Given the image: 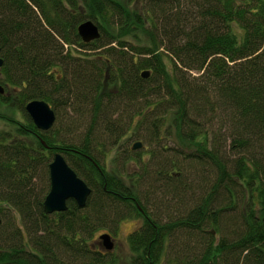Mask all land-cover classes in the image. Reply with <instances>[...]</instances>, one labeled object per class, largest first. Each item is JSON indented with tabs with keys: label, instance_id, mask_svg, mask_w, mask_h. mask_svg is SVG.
I'll use <instances>...</instances> for the list:
<instances>
[{
	"label": "trees",
	"instance_id": "obj_1",
	"mask_svg": "<svg viewBox=\"0 0 264 264\" xmlns=\"http://www.w3.org/2000/svg\"><path fill=\"white\" fill-rule=\"evenodd\" d=\"M129 1L0 0V264H115L130 218L129 264H264V0ZM56 152L90 193L46 214Z\"/></svg>",
	"mask_w": 264,
	"mask_h": 264
},
{
	"label": "water",
	"instance_id": "obj_2",
	"mask_svg": "<svg viewBox=\"0 0 264 264\" xmlns=\"http://www.w3.org/2000/svg\"><path fill=\"white\" fill-rule=\"evenodd\" d=\"M77 33L83 42H90L99 37L97 25L92 20H85L77 26ZM2 60L0 58V65ZM142 76H147L148 71H143ZM3 87L0 86V94ZM26 114L30 117L34 125L40 130H48L55 121V113L49 104L43 100H31L24 106ZM140 141L133 143L132 148H139ZM49 169V190L42 202L43 212L51 214L67 209V201L73 200L79 208L85 206L86 199L90 193V188L77 176L74 170L67 164L64 157L59 153H54L48 165ZM105 251L113 248L112 236L109 232L99 234Z\"/></svg>",
	"mask_w": 264,
	"mask_h": 264
},
{
	"label": "rangeland",
	"instance_id": "obj_3",
	"mask_svg": "<svg viewBox=\"0 0 264 264\" xmlns=\"http://www.w3.org/2000/svg\"><path fill=\"white\" fill-rule=\"evenodd\" d=\"M118 1L129 7L134 6L132 1H129V2L128 0H118ZM5 94L7 95L3 87V93H1L0 95H5ZM10 117H13L15 119H22L23 114L20 110L14 107L12 101L2 102L0 100V127H5V125L7 126V124L5 123V120ZM126 137L127 135L123 139H125ZM123 142L124 141H122L121 144H123ZM133 143H134V140H131L128 142L127 146H131L133 145ZM144 149H145L144 147H141L135 150L138 151V150H144ZM115 153H116V150L113 149L105 157V160H104L105 165L109 169L113 168V165H114L113 156L115 155ZM143 156H145V154ZM129 169H131V167ZM139 224H140V220L138 219L130 218V219L122 220L119 224L117 232L115 234L114 233L111 234L114 245L110 253L115 259V264H129L130 252H129L128 242H127V236ZM103 232H108V231L106 229L97 230L95 234H93L91 243H94L97 246L99 245L103 248L102 242L98 238L99 234Z\"/></svg>",
	"mask_w": 264,
	"mask_h": 264
},
{
	"label": "flooded vegetation",
	"instance_id": "obj_4",
	"mask_svg": "<svg viewBox=\"0 0 264 264\" xmlns=\"http://www.w3.org/2000/svg\"><path fill=\"white\" fill-rule=\"evenodd\" d=\"M1 86V85H0ZM3 87V86H2Z\"/></svg>",
	"mask_w": 264,
	"mask_h": 264
}]
</instances>
